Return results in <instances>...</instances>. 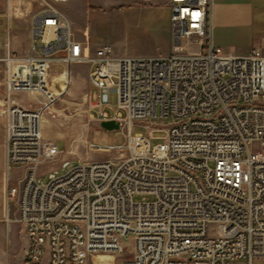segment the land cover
Masks as SVG:
<instances>
[{"label":"built area","instance_id":"built-area-1","mask_svg":"<svg viewBox=\"0 0 264 264\" xmlns=\"http://www.w3.org/2000/svg\"><path fill=\"white\" fill-rule=\"evenodd\" d=\"M17 1L39 4L31 14L28 52L12 51L9 23L0 42L7 221L26 230L21 264H104L95 260L102 254L117 264H253L264 258V47L226 54L213 42L210 0H170L172 52L132 68L134 56L114 55L110 45L92 53L76 38L62 7L69 0ZM7 9L10 19L18 11L15 0H7ZM77 63L88 65L99 95L115 90L113 114L88 95L97 109L91 116L118 120L127 141L89 142L90 150L119 157L71 168L64 159L65 172L46 171L45 182L39 169L61 150L42 124ZM54 64L63 66L57 89ZM21 94L35 99L25 102ZM135 125L151 129L132 133ZM155 129L167 134L152 144ZM34 132H42L43 141L34 140ZM13 169L20 171L14 182ZM128 236L134 246L126 255Z\"/></svg>","mask_w":264,"mask_h":264},{"label":"rangeland","instance_id":"rangeland-1","mask_svg":"<svg viewBox=\"0 0 264 264\" xmlns=\"http://www.w3.org/2000/svg\"><path fill=\"white\" fill-rule=\"evenodd\" d=\"M163 0H98L93 4L87 0V4L78 7L73 1L62 6L69 15L76 38L88 44L90 51L95 53L101 45H110L113 54L118 56H162L168 55L173 50L175 43L170 21V8ZM260 9L256 12L254 24L238 25L228 28L215 27L213 40L216 46H220L226 54L246 55L256 47H264V39L260 38L259 31L264 22V0H256ZM78 5V4H76ZM77 10L75 11V8ZM87 10L89 12L87 13ZM31 24V15L16 20L12 27L13 44L21 47L26 40V27ZM186 43V40H183ZM190 50H196L198 45H189ZM63 70L61 64H54L50 76L51 84L57 89L60 84V75ZM89 67L84 63L74 64L71 68L72 81L67 91L58 100L53 110L47 115L42 124L44 136L53 140L61 154L49 163L43 164L39 172L45 173L51 169L65 172L61 167L64 159L70 160L71 168L80 161H101L107 158L119 157L118 152H102L90 150L89 142L97 145L124 144L127 135L124 128L106 130L100 126L88 95L92 94L93 100L101 99L105 109L113 114L117 107V94L108 91L99 95L98 90L91 89L88 80ZM23 101H33L35 98L29 94H21ZM169 119L158 120L157 124H166ZM151 127L133 126L132 133L150 131ZM4 128L0 119V264H21L25 248L27 246V234L25 227L16 222L7 221L6 202V166L4 163ZM166 130H154L152 144L163 141ZM258 146L254 145L256 150ZM259 148V147H258ZM12 181H16L20 171H11ZM48 173L42 175L43 181H48ZM149 199L152 197L148 196ZM136 200H141V195H135ZM9 216L17 215L16 203L9 204ZM125 250L127 254L133 252V238H125ZM95 260L109 263L113 260L111 255H98ZM89 264H92L91 262ZM103 264V263H101ZM253 264H264V258H256Z\"/></svg>","mask_w":264,"mask_h":264},{"label":"crops","instance_id":"crops-1","mask_svg":"<svg viewBox=\"0 0 264 264\" xmlns=\"http://www.w3.org/2000/svg\"><path fill=\"white\" fill-rule=\"evenodd\" d=\"M71 1H73L74 3L73 5L78 6V7L82 6L83 4L85 5L87 4V0H69L67 3L63 4V6L68 5V3H70ZM91 1L93 4L100 5L98 3V0H91ZM162 2L164 4H168L170 8V0H163ZM15 4H17L18 6V11L16 12L12 11L11 12L12 15L10 19H8L7 18V12H8L7 0H0V21H1L0 42L1 43H5L6 41V35H5L4 30L6 26L8 25V23L10 24L12 28L16 20L25 18L29 14L31 15L32 11L39 7V4L33 1H26L20 4L18 3L17 0H15ZM78 7L75 8V11L77 10ZM259 9L260 7L258 6V2H256V0H214L212 4L213 30L215 27L228 28V27H233V26H238V25H251L252 26L254 24L256 12ZM88 12L89 10H87V13ZM262 27L264 28V22H263ZM26 31H27L26 40L23 41V44L21 45V47H19L13 44L14 36L12 34V29H11L10 45H11L12 51L16 55H23L26 52H28L30 48V45L32 42L31 24L29 27L28 26L26 27ZM259 34H260V38L264 39V29L260 30ZM3 137H4V133H3ZM4 163H6V155L4 156ZM26 240H27V237H26Z\"/></svg>","mask_w":264,"mask_h":264},{"label":"bare ground","instance_id":"bare-ground-1","mask_svg":"<svg viewBox=\"0 0 264 264\" xmlns=\"http://www.w3.org/2000/svg\"><path fill=\"white\" fill-rule=\"evenodd\" d=\"M214 0H210V3L213 4ZM151 64V57H133L132 59V68H140V66H148ZM108 91H115V90H107ZM34 140L36 141H43V134L42 132H34ZM106 255V254H102Z\"/></svg>","mask_w":264,"mask_h":264},{"label":"water","instance_id":"water-1","mask_svg":"<svg viewBox=\"0 0 264 264\" xmlns=\"http://www.w3.org/2000/svg\"><path fill=\"white\" fill-rule=\"evenodd\" d=\"M100 126L106 130L120 129L121 123L115 119H104L100 121Z\"/></svg>","mask_w":264,"mask_h":264}]
</instances>
